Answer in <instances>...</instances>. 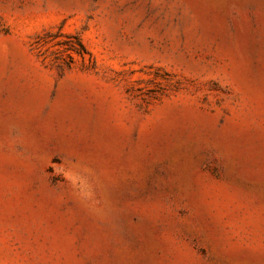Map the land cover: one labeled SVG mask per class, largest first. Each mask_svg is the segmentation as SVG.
<instances>
[{
	"label": "rangeland",
	"instance_id": "1",
	"mask_svg": "<svg viewBox=\"0 0 264 264\" xmlns=\"http://www.w3.org/2000/svg\"><path fill=\"white\" fill-rule=\"evenodd\" d=\"M0 264H264V0H0Z\"/></svg>",
	"mask_w": 264,
	"mask_h": 264
},
{
	"label": "trees",
	"instance_id": "2",
	"mask_svg": "<svg viewBox=\"0 0 264 264\" xmlns=\"http://www.w3.org/2000/svg\"><path fill=\"white\" fill-rule=\"evenodd\" d=\"M80 41V40H79ZM80 45H82V47H83V44L81 43V41H80Z\"/></svg>",
	"mask_w": 264,
	"mask_h": 264
},
{
	"label": "bare ground",
	"instance_id": "3",
	"mask_svg": "<svg viewBox=\"0 0 264 264\" xmlns=\"http://www.w3.org/2000/svg\"><path fill=\"white\" fill-rule=\"evenodd\" d=\"M60 101H62V100H60ZM60 104V103H59ZM67 104V103H66ZM71 107V106H70ZM63 108V107H62Z\"/></svg>",
	"mask_w": 264,
	"mask_h": 264
}]
</instances>
